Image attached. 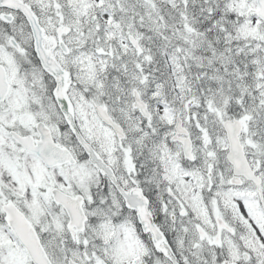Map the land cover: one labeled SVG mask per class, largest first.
<instances>
[{"label":"snow or ice","instance_id":"snow-or-ice-1","mask_svg":"<svg viewBox=\"0 0 264 264\" xmlns=\"http://www.w3.org/2000/svg\"><path fill=\"white\" fill-rule=\"evenodd\" d=\"M0 264H264V0H0Z\"/></svg>","mask_w":264,"mask_h":264}]
</instances>
